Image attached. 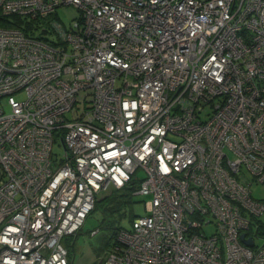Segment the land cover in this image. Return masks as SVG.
I'll return each instance as SVG.
<instances>
[{
	"label": "built area",
	"instance_id": "2783aa9c",
	"mask_svg": "<svg viewBox=\"0 0 264 264\" xmlns=\"http://www.w3.org/2000/svg\"><path fill=\"white\" fill-rule=\"evenodd\" d=\"M60 5L79 16L42 37L0 25V264H68L63 238L138 170L146 213L108 264H264V0H0V18Z\"/></svg>",
	"mask_w": 264,
	"mask_h": 264
},
{
	"label": "rangeland",
	"instance_id": "374dc122",
	"mask_svg": "<svg viewBox=\"0 0 264 264\" xmlns=\"http://www.w3.org/2000/svg\"><path fill=\"white\" fill-rule=\"evenodd\" d=\"M78 16L79 10L73 5H60L53 14V17L65 27L69 26ZM15 96L19 99L24 97L22 92L16 93ZM6 110H8V107H6ZM53 152L57 156H60L63 152V146L59 139L53 145ZM141 176H143L141 170H138L134 175L135 178ZM249 178H251L250 175ZM250 190L253 198L264 201V184L254 182L250 186ZM104 192H101V194ZM145 199L146 197L143 195L134 194L132 209L136 215H144L146 213L144 207ZM101 219L102 214L99 209L92 211L75 237L65 236L63 238V243L69 250L68 264H108L106 260L108 252L104 249L107 243L112 242L113 238H111L109 232L101 227ZM260 220L264 222V214L260 216ZM121 224L125 229L131 228L129 214L122 218ZM254 240L255 244L262 242L258 237H255Z\"/></svg>",
	"mask_w": 264,
	"mask_h": 264
},
{
	"label": "trees",
	"instance_id": "16d2710c",
	"mask_svg": "<svg viewBox=\"0 0 264 264\" xmlns=\"http://www.w3.org/2000/svg\"><path fill=\"white\" fill-rule=\"evenodd\" d=\"M53 14L42 19H27L18 15H9L0 18V25L4 27H19L27 35H39L42 37L48 32V22L50 19L54 18ZM138 184L139 179L132 177L124 186L120 188L112 187L103 194L100 193L96 198L92 211L99 209L102 214L101 227L109 232L111 238H113L112 242L107 243V246L104 249L108 253L118 243V232L124 228L121 224L122 218L129 214L132 222L137 216L132 209V198L134 194H136L135 190L137 189Z\"/></svg>",
	"mask_w": 264,
	"mask_h": 264
},
{
	"label": "water",
	"instance_id": "95a60500",
	"mask_svg": "<svg viewBox=\"0 0 264 264\" xmlns=\"http://www.w3.org/2000/svg\"><path fill=\"white\" fill-rule=\"evenodd\" d=\"M240 239L246 245H251L252 244L251 238H244V234L240 235Z\"/></svg>",
	"mask_w": 264,
	"mask_h": 264
}]
</instances>
